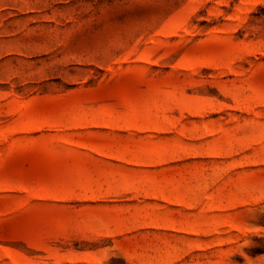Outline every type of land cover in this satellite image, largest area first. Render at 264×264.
I'll return each instance as SVG.
<instances>
[{
    "label": "rangeland",
    "instance_id": "rangeland-1",
    "mask_svg": "<svg viewBox=\"0 0 264 264\" xmlns=\"http://www.w3.org/2000/svg\"><path fill=\"white\" fill-rule=\"evenodd\" d=\"M0 264H264V0H0Z\"/></svg>",
    "mask_w": 264,
    "mask_h": 264
}]
</instances>
